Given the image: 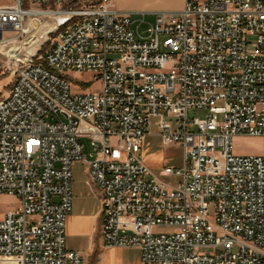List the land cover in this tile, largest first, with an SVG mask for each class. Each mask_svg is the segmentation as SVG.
<instances>
[{"label": "built area", "instance_id": "1", "mask_svg": "<svg viewBox=\"0 0 264 264\" xmlns=\"http://www.w3.org/2000/svg\"><path fill=\"white\" fill-rule=\"evenodd\" d=\"M147 14L114 0L0 5V48L16 45L0 97V195L18 199L0 217V264H84L66 248L76 161L101 194L105 242L138 249L140 264H264V151L232 152L236 137L264 144V0H185L141 29ZM69 71L99 87L73 90ZM189 109L213 115L191 132ZM156 118L162 145L184 148L181 168L159 172L176 184L141 155Z\"/></svg>", "mask_w": 264, "mask_h": 264}, {"label": "rangeland", "instance_id": "2", "mask_svg": "<svg viewBox=\"0 0 264 264\" xmlns=\"http://www.w3.org/2000/svg\"><path fill=\"white\" fill-rule=\"evenodd\" d=\"M15 0H0V5H12ZM185 0H115V6L120 10L133 13V19L141 20V12H147L146 23L141 26V29H146L149 22L154 21L155 11H176L184 6ZM42 32L31 42H43ZM33 42V43H34ZM30 43V42H29ZM23 44V43H22ZM27 45V44H26ZM23 48V47H22ZM12 47L7 46L1 50L0 53V97L3 96L10 88L13 76L8 69L9 58L16 57V51L6 54ZM69 77L74 85L79 86L81 89L96 90L99 83H89L92 79L88 73L77 74L74 71L68 72ZM213 115L209 110L202 109H189L187 111V118L189 122V131L197 132L198 128L192 124V119H205ZM216 119L218 122L223 121V115L217 114ZM157 118L153 119L150 134L145 138V144L142 149V155L145 162L149 165L151 171L155 176L159 177V171L167 166L181 168L184 163V148L180 145L163 146L160 136H158V127L156 126ZM264 151V144L259 137H236L232 143V152L236 155H260ZM163 181L176 184L180 178L176 176L163 177ZM18 206V199L14 194H1L0 195V217L9 210H13ZM158 232H164L167 229L160 227ZM109 257L116 259L114 264H140V251L136 248H116L114 253L110 252Z\"/></svg>", "mask_w": 264, "mask_h": 264}, {"label": "crops", "instance_id": "3", "mask_svg": "<svg viewBox=\"0 0 264 264\" xmlns=\"http://www.w3.org/2000/svg\"><path fill=\"white\" fill-rule=\"evenodd\" d=\"M82 141L85 145V154L87 158H90L92 148L86 139ZM72 170L74 197L72 209L67 219L66 248L80 252L84 264H114L116 259L109 257V253H114L116 247L109 246L102 234L105 214L102 211L99 189L90 182L88 166L84 162L76 161ZM157 178L159 181L167 183L161 179L162 176H157Z\"/></svg>", "mask_w": 264, "mask_h": 264}, {"label": "water", "instance_id": "4", "mask_svg": "<svg viewBox=\"0 0 264 264\" xmlns=\"http://www.w3.org/2000/svg\"><path fill=\"white\" fill-rule=\"evenodd\" d=\"M46 33H47V30L42 34L41 39L43 42L46 40ZM41 45H42V43L40 44V42H36V43L34 42L31 45H29L28 47L22 49L21 55L26 59H30L37 54Z\"/></svg>", "mask_w": 264, "mask_h": 264}, {"label": "bare ground", "instance_id": "5", "mask_svg": "<svg viewBox=\"0 0 264 264\" xmlns=\"http://www.w3.org/2000/svg\"><path fill=\"white\" fill-rule=\"evenodd\" d=\"M41 43H43V42H40V44H41ZM7 46H9V47L11 46L12 49L9 50V52L6 54V56H8L9 53H12V52L16 51V45L10 42L9 44H7V45H5L4 47H1V48H0V53H1V50H2L3 48L7 47ZM10 59H12V58H10ZM12 60H14V58H13Z\"/></svg>", "mask_w": 264, "mask_h": 264}]
</instances>
